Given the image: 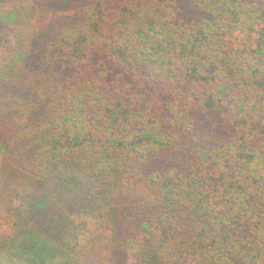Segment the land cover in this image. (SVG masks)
I'll list each match as a JSON object with an SVG mask.
<instances>
[{"label": "trees", "instance_id": "trees-1", "mask_svg": "<svg viewBox=\"0 0 264 264\" xmlns=\"http://www.w3.org/2000/svg\"><path fill=\"white\" fill-rule=\"evenodd\" d=\"M0 264H264V0H0Z\"/></svg>", "mask_w": 264, "mask_h": 264}]
</instances>
